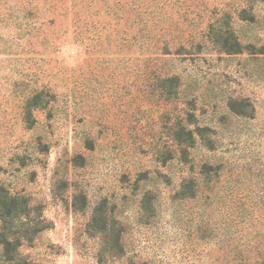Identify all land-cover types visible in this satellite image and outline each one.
I'll use <instances>...</instances> for the list:
<instances>
[{"label": "rangeland", "instance_id": "rangeland-1", "mask_svg": "<svg viewBox=\"0 0 264 264\" xmlns=\"http://www.w3.org/2000/svg\"><path fill=\"white\" fill-rule=\"evenodd\" d=\"M2 192L30 264H264V0H0Z\"/></svg>", "mask_w": 264, "mask_h": 264}, {"label": "trees", "instance_id": "trees-1", "mask_svg": "<svg viewBox=\"0 0 264 264\" xmlns=\"http://www.w3.org/2000/svg\"><path fill=\"white\" fill-rule=\"evenodd\" d=\"M2 199L0 200V216L5 221L7 217L11 215V212L17 214L18 217L27 215L28 205L24 199L21 198H11L7 193L2 192ZM9 229L3 230L0 233V246L2 247L3 259L2 264H30L29 262L16 257L17 248L20 246V239H11L9 237Z\"/></svg>", "mask_w": 264, "mask_h": 264}]
</instances>
